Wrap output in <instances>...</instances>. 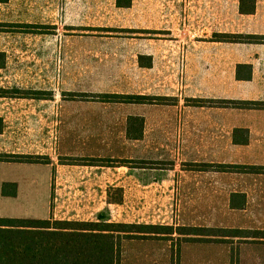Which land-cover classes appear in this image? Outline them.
<instances>
[{
  "label": "crops",
  "instance_id": "crops-1",
  "mask_svg": "<svg viewBox=\"0 0 264 264\" xmlns=\"http://www.w3.org/2000/svg\"><path fill=\"white\" fill-rule=\"evenodd\" d=\"M223 1L222 24L208 29L206 40L196 33L147 39L129 71L116 78L111 67L73 68L65 56L59 62L48 55L38 58L36 86L13 87L1 81L10 69L9 57L1 56L0 155L8 159L0 160V172L17 176L0 177V200L47 209L40 219L96 221L105 207L126 204V195L135 209L151 207L168 192L177 207L190 209L191 224L200 230L191 238L240 241L239 256L263 254L264 170L254 167L264 168V106L225 102L264 103V39L217 36L264 37V0H235V25L227 21L229 0ZM251 5L254 11L241 12ZM190 47L197 50L185 52ZM204 62L206 80L183 77ZM72 80L80 87L70 88ZM116 189L121 203H108Z\"/></svg>",
  "mask_w": 264,
  "mask_h": 264
},
{
  "label": "rangeland",
  "instance_id": "rangeland-1",
  "mask_svg": "<svg viewBox=\"0 0 264 264\" xmlns=\"http://www.w3.org/2000/svg\"><path fill=\"white\" fill-rule=\"evenodd\" d=\"M115 1L9 0L0 4V58L7 55L10 62L7 76L1 81L13 87L18 84L22 87L36 86L34 70L38 58L48 55L59 62L60 56H65L73 68L87 64L111 67L109 69L116 78L120 71H129L135 62L133 53L142 52L147 39L181 36L187 39L188 35L196 33V39L206 40L208 29L223 21V0H131L128 8H118ZM234 2L225 1L227 16H230L227 21L231 25H235L236 20ZM132 42H136L134 47ZM193 49L197 50L184 48L185 52ZM198 51L203 55L207 48L200 47ZM41 62L44 65V60ZM194 66L197 70L184 72L183 77L195 76L200 81L206 80V62ZM79 82L72 80L69 87L79 88ZM59 83L61 81H50L56 87ZM94 87H102L101 82ZM69 95L74 97L72 92ZM6 176L16 178L17 175L15 171L0 172V177ZM174 200L170 193L165 192L151 207L141 208L139 205V208L132 209L126 195V204L121 207L102 209V218L112 222L140 224L147 221L171 225L180 233L162 239L120 236V264H230L232 260L233 264H238L245 257L248 264H264V253L239 256L242 253L240 241L191 238L200 230L191 224L190 209H180ZM26 203L20 199L0 200V217L40 219L47 212V209L29 207Z\"/></svg>",
  "mask_w": 264,
  "mask_h": 264
},
{
  "label": "trees",
  "instance_id": "trees-1",
  "mask_svg": "<svg viewBox=\"0 0 264 264\" xmlns=\"http://www.w3.org/2000/svg\"><path fill=\"white\" fill-rule=\"evenodd\" d=\"M253 2V1H252ZM119 8H128L131 0H116ZM254 11V5L249 10ZM231 42L263 40L264 37L230 34L217 36ZM143 100V97H122ZM206 102V101H205ZM213 102V101H212ZM234 106L260 107L264 103L251 101H226ZM8 157L1 156L0 160ZM13 160L37 162V156H14ZM264 170L262 167H254ZM108 203H121L122 191L109 193ZM96 221H66L53 219H17L0 217V264H120L119 243L123 238H143L147 233L176 232L169 225L118 223L102 218ZM133 236V237H132Z\"/></svg>",
  "mask_w": 264,
  "mask_h": 264
}]
</instances>
